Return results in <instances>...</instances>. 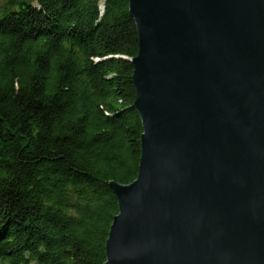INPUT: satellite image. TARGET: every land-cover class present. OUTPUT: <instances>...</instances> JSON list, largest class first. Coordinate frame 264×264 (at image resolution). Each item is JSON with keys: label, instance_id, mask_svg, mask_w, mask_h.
Returning <instances> with one entry per match:
<instances>
[{"label": "water", "instance_id": "water-1", "mask_svg": "<svg viewBox=\"0 0 264 264\" xmlns=\"http://www.w3.org/2000/svg\"><path fill=\"white\" fill-rule=\"evenodd\" d=\"M143 126L105 264H264V0H129Z\"/></svg>", "mask_w": 264, "mask_h": 264}, {"label": "trees", "instance_id": "trees-1", "mask_svg": "<svg viewBox=\"0 0 264 264\" xmlns=\"http://www.w3.org/2000/svg\"><path fill=\"white\" fill-rule=\"evenodd\" d=\"M129 0H0V264H105L138 177Z\"/></svg>", "mask_w": 264, "mask_h": 264}]
</instances>
